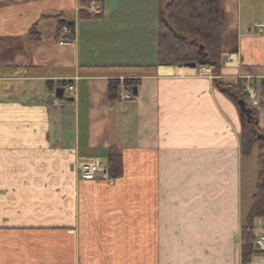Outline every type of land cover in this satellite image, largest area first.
Listing matches in <instances>:
<instances>
[{
  "label": "crops",
  "instance_id": "crops-1",
  "mask_svg": "<svg viewBox=\"0 0 264 264\" xmlns=\"http://www.w3.org/2000/svg\"><path fill=\"white\" fill-rule=\"evenodd\" d=\"M86 1L0 0V264H242L256 157L235 105L197 67L156 65L158 0ZM222 11L218 80L245 81L264 130V0ZM124 79L134 99L110 101Z\"/></svg>",
  "mask_w": 264,
  "mask_h": 264
},
{
  "label": "trees",
  "instance_id": "trees-1",
  "mask_svg": "<svg viewBox=\"0 0 264 264\" xmlns=\"http://www.w3.org/2000/svg\"><path fill=\"white\" fill-rule=\"evenodd\" d=\"M222 0H158L156 65H187L208 67L214 76H220L222 47ZM65 22L59 20V29ZM70 34L74 26L69 24ZM214 79L216 87L235 105L241 123L240 151L244 157L255 153L256 184L251 198V208L241 229V261L248 264L255 253L253 242L257 237V221L264 223V130L258 126L257 111L249 104L242 81L235 85L222 84ZM139 81L111 80L107 95L110 101L117 98L120 87L136 89ZM121 157L109 151L107 175H119Z\"/></svg>",
  "mask_w": 264,
  "mask_h": 264
},
{
  "label": "built area",
  "instance_id": "built-area-1",
  "mask_svg": "<svg viewBox=\"0 0 264 264\" xmlns=\"http://www.w3.org/2000/svg\"><path fill=\"white\" fill-rule=\"evenodd\" d=\"M91 11L94 15L98 16L100 14V8L98 6H92ZM69 32L68 28L62 27L61 36L62 40L59 41L60 45H66L69 43L68 38H64V35H67ZM231 56L229 60H231ZM232 61V60H231ZM198 76H203L209 80L217 79L212 71L208 67H200L197 71ZM78 78L75 77L72 81L77 80ZM66 97L70 98L71 93L74 90L73 85H69L66 89ZM119 99L122 101H129L134 99L133 92L131 88H125L124 93L119 95ZM104 167L103 164L97 161H85L79 164V170L85 178H93L96 174L102 173ZM253 247L256 249L257 252L264 254V229L263 231L257 235L253 242Z\"/></svg>",
  "mask_w": 264,
  "mask_h": 264
},
{
  "label": "rangeland",
  "instance_id": "rangeland-1",
  "mask_svg": "<svg viewBox=\"0 0 264 264\" xmlns=\"http://www.w3.org/2000/svg\"><path fill=\"white\" fill-rule=\"evenodd\" d=\"M85 5V7H84V10L88 13V15H90V16H96V15H94L93 13H92V11H91V8H92V6H98L99 8H100V14H101V6H100V2L98 1V0H87L86 1V3L84 4ZM99 14V15H100ZM98 15V16H99ZM68 23H64L59 29H57V31H56V38L58 39V41H60V40H62V36H61V30H62V27H66V28H68V30H69V32H68V34L67 35H64V38L66 37V38H68V41L69 42H71V40H72V38H73V35H71L70 34V28L68 27ZM184 66V65H183ZM199 69V68H198ZM198 69H197V71H198ZM210 69V68H209ZM211 70V69H210ZM212 71V70H211ZM214 75V74H213ZM216 77V76H215ZM216 78H218V77H216ZM220 78V77H219ZM218 78V79H219ZM125 80V79H124ZM240 81H242V85H243V87H244V90H245V92H246V94L247 95H249V94H251V92L249 91V89H248V87L246 86V84H245V81H243V80H241V79H239ZM68 87V86H67ZM66 87V88H67ZM65 88V89H66ZM122 88V87H121ZM119 92V91H118Z\"/></svg>",
  "mask_w": 264,
  "mask_h": 264
},
{
  "label": "water",
  "instance_id": "water-1",
  "mask_svg": "<svg viewBox=\"0 0 264 264\" xmlns=\"http://www.w3.org/2000/svg\"><path fill=\"white\" fill-rule=\"evenodd\" d=\"M185 67H190V68H194L195 67V65L194 64H187V65H184ZM62 93H63V90L62 89H59L58 91H57V95H56V97L57 98H60L61 96H62ZM133 94L135 95L136 94V90L134 89L133 90Z\"/></svg>",
  "mask_w": 264,
  "mask_h": 264
}]
</instances>
